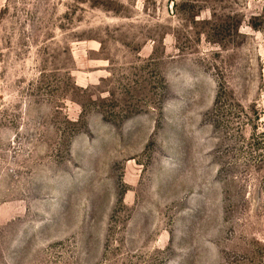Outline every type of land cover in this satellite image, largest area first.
Returning a JSON list of instances; mask_svg holds the SVG:
<instances>
[{
	"label": "rangeland",
	"instance_id": "1",
	"mask_svg": "<svg viewBox=\"0 0 264 264\" xmlns=\"http://www.w3.org/2000/svg\"><path fill=\"white\" fill-rule=\"evenodd\" d=\"M0 264H264V0H0Z\"/></svg>",
	"mask_w": 264,
	"mask_h": 264
}]
</instances>
